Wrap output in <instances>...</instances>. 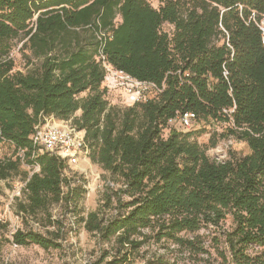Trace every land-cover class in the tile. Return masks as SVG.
Instances as JSON below:
<instances>
[{
	"label": "trees",
	"instance_id": "obj_1",
	"mask_svg": "<svg viewBox=\"0 0 264 264\" xmlns=\"http://www.w3.org/2000/svg\"><path fill=\"white\" fill-rule=\"evenodd\" d=\"M158 2L0 0V136L16 147L0 160V180L21 172L17 150H25L41 172L27 179L20 213L51 225L62 224L52 220L54 205L80 216L77 175L57 156L31 159V137L47 117L81 113L74 125L89 158L115 183L78 221L110 247L98 264H136L152 245L177 253L175 264H264V0ZM15 41L31 53L26 73L14 71ZM100 50L116 69L165 85L163 93L111 105ZM186 113L202 132L226 123L225 136L249 153L218 161L195 138L202 132L173 128L166 138L169 122ZM58 234L18 230L7 242L57 250Z\"/></svg>",
	"mask_w": 264,
	"mask_h": 264
},
{
	"label": "rangeland",
	"instance_id": "obj_2",
	"mask_svg": "<svg viewBox=\"0 0 264 264\" xmlns=\"http://www.w3.org/2000/svg\"><path fill=\"white\" fill-rule=\"evenodd\" d=\"M155 8H159L158 0H148ZM171 27L165 25L164 29L169 30ZM22 42L15 41L14 49L11 53V59L15 63L14 71H22L26 73L31 67L27 57L31 53L22 50ZM37 63V61H35ZM111 105L125 107L124 99L121 95L116 94L112 98ZM81 113L75 114L70 121L74 124V119L80 117ZM57 122H63L57 120ZM228 127L226 123L216 124L214 127H208L207 131L202 132L205 128L199 123L197 128L200 135H196L199 144L206 148L207 155L211 159L225 161L230 158L231 153L239 155H247L249 149L247 145L234 138L233 136H225V130ZM173 128L181 129L180 122L170 123L164 131L167 138ZM189 132V131H182ZM212 140L217 141L216 147L212 148ZM5 154H8V147L4 148ZM28 160L22 164L21 172L12 179L0 180V264H98L101 260L103 249H109V245H103L101 241L92 233H88L83 224H80L79 218L86 217L89 213L95 212L103 198L105 187L108 184L115 186L109 175L103 171L99 165L93 164L91 158L82 160L78 166L69 167L71 173L77 175L79 185H83L85 193L83 201L80 204L81 215L64 214V210L60 205L52 206L50 213L53 221H61L62 224H49L47 219L39 216L38 218L24 216L19 211V201H24V186L27 179L34 172L32 165ZM20 193V195L18 194ZM6 225V229H1ZM59 229L61 231L59 232ZM18 230L35 231L53 238L52 234L59 233L58 243L60 249L44 250L39 246L32 245L29 247H18L13 243H8L7 239L12 241V235ZM144 259L138 260L136 264H146L148 260L158 261L159 258L170 261L175 264L177 253L171 254L157 245H152L141 252Z\"/></svg>",
	"mask_w": 264,
	"mask_h": 264
},
{
	"label": "built area",
	"instance_id": "obj_3",
	"mask_svg": "<svg viewBox=\"0 0 264 264\" xmlns=\"http://www.w3.org/2000/svg\"><path fill=\"white\" fill-rule=\"evenodd\" d=\"M258 27L262 32L264 44V20L258 24ZM99 60L105 72L102 88L107 91L109 102H112L111 98L113 96L119 94L124 99L123 104L125 107H133L159 97L165 89V85L160 87L152 82L140 81L116 69L108 62L106 56L102 54V50H100ZM233 112L234 110H224V113L228 116ZM177 121L180 122L182 129H178L179 131H195L199 126L198 118L194 113L178 116L171 120L169 124ZM31 139L35 148L31 156L33 160L42 154L48 153L64 160L68 163L69 167H74L78 166L82 160H88L90 156V148L86 142L85 132L79 130L74 124H70V122H57L55 117L45 118L44 122L35 128ZM5 147L16 148L14 143L0 136V160H3L7 156L4 152ZM16 157L21 160L22 164L27 161L25 150L18 149ZM32 166L35 170L31 176L41 172L39 165ZM66 173L67 176L70 175L68 172ZM18 194L20 195V193Z\"/></svg>",
	"mask_w": 264,
	"mask_h": 264
}]
</instances>
